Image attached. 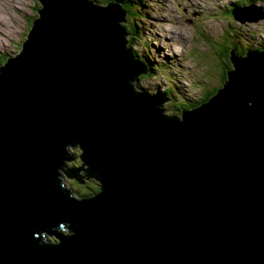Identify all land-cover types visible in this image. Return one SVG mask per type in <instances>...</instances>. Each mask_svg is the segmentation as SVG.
I'll return each mask as SVG.
<instances>
[{
    "label": "water",
    "instance_id": "1",
    "mask_svg": "<svg viewBox=\"0 0 264 264\" xmlns=\"http://www.w3.org/2000/svg\"><path fill=\"white\" fill-rule=\"evenodd\" d=\"M38 1L0 67V264H264V56L231 49L216 95L167 116L119 5ZM68 147L96 194L64 187Z\"/></svg>",
    "mask_w": 264,
    "mask_h": 264
},
{
    "label": "rangeland",
    "instance_id": "2",
    "mask_svg": "<svg viewBox=\"0 0 264 264\" xmlns=\"http://www.w3.org/2000/svg\"><path fill=\"white\" fill-rule=\"evenodd\" d=\"M128 1V8L136 15L127 16L123 24L126 26L134 22L137 34L136 40L130 38V34L126 36L127 45L142 58L144 56L142 61L138 59L146 69L149 61L152 65L155 63V70L142 71L132 81L133 86L138 91L144 90L162 98V90L168 89L169 95L176 94L183 100L175 95L176 105L171 107L169 100L164 98L161 103L164 114L179 116L187 105L195 106L208 93L222 86L223 82L221 79L218 81L216 72L210 74L211 78H207V73L217 66L216 60L219 61L221 56L217 53H224L228 47L233 49L232 39L238 43L241 52L264 49V0L255 4L251 0ZM36 5L40 10L41 5L37 0H0V10L6 17V22L1 23L0 27V66L6 63L8 56L10 58L21 52L23 42L38 15L37 9L33 11ZM237 6H248L244 9L235 8L242 18H246L244 22L239 23L229 12L230 8ZM158 20L161 22L157 23ZM226 35L235 38H225ZM182 43L184 46H180ZM172 50L176 52L175 55ZM229 62L222 61V65L218 66L221 75L225 73V78ZM71 152L76 154L77 162L68 160L64 164L68 166L67 169L79 168L82 166L78 159L79 149L74 147ZM63 169L66 171V168H61L63 185L72 188L78 195L80 184L75 178L69 179ZM48 238L51 242L57 240L55 236L48 235Z\"/></svg>",
    "mask_w": 264,
    "mask_h": 264
},
{
    "label": "trees",
    "instance_id": "3",
    "mask_svg": "<svg viewBox=\"0 0 264 264\" xmlns=\"http://www.w3.org/2000/svg\"><path fill=\"white\" fill-rule=\"evenodd\" d=\"M115 1H117V3L121 6V8L123 9V11L127 14V16H129V17H131V15L134 17L135 15H136V13L134 12V13H131V9L130 8H128V5L126 4V2H128L129 3V1L128 0H115ZM35 4H37V3H35ZM36 9H37V11L39 12V8H38V6L36 5L35 6V8L33 9V11L35 12L36 11ZM229 12H230V10H229ZM31 13H32V11H31ZM128 30H129V32H128V34H130V38L131 37H133L134 39H135V37H136V34H137V26L134 24V22H132V23H130V24H128ZM228 34H229V32H228ZM227 37H229V36H227L226 35V37L225 38H227ZM229 38H235V37H229ZM130 40H132V39H130ZM233 41V44H232V48L234 49V52H235V54L237 55V56H239V57H244L245 56V54H246V52H247V50L246 51H242L241 52V48H240V46L238 45V43L237 42H234V40L232 39L230 42H232ZM229 42V43H230ZM126 49H127V51L128 52H131L130 53V55L132 56V57H134V58H139L141 61H142V59L144 58V56H143V58L141 57V55L139 54V53H137L136 51H133L132 49H131V47H130V45H126ZM230 52H231V48H226V50L224 51V53H217V54H219V55H221V56H219V58H220V60L218 61V59L216 60V64H217V66L216 67H213L212 69H210V71L207 73V74H209V76L207 75V78H211V75L210 74H212V73H214V72H216V74H218L219 75V78H218V81L221 79L222 80V82H223V84L226 82V80H227V76H226V78H225V73H222V75H221V71L219 70V68H218V66H221L222 65V61H226V60H229V57H230ZM1 58V57H0ZM145 59V58H144ZM230 63V62H229ZM153 63L151 62V61H149V67L147 66V69L146 70H148V72H149V70H151V69H154L155 70V63H154V65H152ZM152 66V67H151ZM227 70L229 71L230 70V66H228V68H227ZM227 74V73H226ZM216 76V75H215ZM225 78V79H224ZM223 79H224V81H223ZM223 84H222V86H223ZM221 86V87H222ZM220 87V88H221ZM219 88V89H220ZM219 89H216L213 93L211 92V93H208L207 94V96L205 97V99H202L201 101H200V103H198L197 104V106L198 105H200V104H204V103H206L209 99H211L213 96H215L216 95V93L218 92V90ZM162 96L164 97V98H166V99H168L169 100V105L171 106V107H174L175 105H176V100H175V95L176 94H172V95H169V92H168V89H164V90H162ZM193 106H191V104L189 105V107H188V105H187V107L186 108H192ZM175 111V110H174ZM71 161H73L74 163L75 162H77L75 159H72ZM80 161V160H79ZM81 162V161H80ZM83 165V164H82ZM84 176H88V175H84ZM77 183H79L80 185V187H78V189H79V191L80 192H78V195L80 196V197H85V196H91L92 194L94 195V194H96L97 192H99V184L97 183V182H95V180H93V179H91V178H84V177H82V178H80V180L79 181H76ZM81 182H83V183H81ZM62 230H64L65 228H61Z\"/></svg>",
    "mask_w": 264,
    "mask_h": 264
},
{
    "label": "clouds",
    "instance_id": "4",
    "mask_svg": "<svg viewBox=\"0 0 264 264\" xmlns=\"http://www.w3.org/2000/svg\"><path fill=\"white\" fill-rule=\"evenodd\" d=\"M90 1H92L93 3H94V5H95V7H97L98 9H101V8H106V7H108V6H110V5H113V4H116V5H119L118 3H117V1H115V0H90ZM140 2H141V0H139ZM252 1V0H251ZM37 2L41 5V3L37 0ZM114 2V3H113ZM253 2H255V1H253ZM120 6V5H119ZM254 6V5H253ZM121 7V6H120ZM245 7H248V6H245ZM245 7H240V6H237V7H232V8H230V14L232 15V17H233V14H232V10H234L235 8H237V9H244ZM122 9V8H121ZM257 9H261V8H259V7H257ZM122 11H123V9H122ZM139 12H140V10H139ZM126 17H127V14L123 11V22L124 21H126L127 19H126ZM37 18V17H36ZM36 18H35V20H36ZM128 23L126 24V26L123 24V32L125 33V40H124V48H125V50L127 51V49H126V45H127V39H126V36L128 35V32H129V30H128ZM136 40V39H135ZM25 41V40H24ZM262 51H264V49L262 50ZM262 51H260V50H258V49H256L255 51H248L247 50V52H252V53H259V54H261L262 56H264V52H262ZM246 52V53H247ZM127 53L129 54V56L131 57V58H133L134 59V57H132L131 55H130V53L131 52H128L127 51ZM19 54V53H18ZM16 56V55H15ZM14 57V56H13ZM11 58V57H10ZM134 60H137L138 62H139V64H140V66L142 67V69H143V71H147L146 70V68L144 67V65L142 64V62L138 59V58H135ZM1 67V66H0ZM146 73V72H145ZM144 73V74H145ZM141 91H143V92H146V91H144V90H141ZM141 91H139V92H141ZM148 93V92H147ZM149 95H154V96H156L157 98H159V99H161L162 100V102L164 101V98H162V97H160L159 95H157V94H150V93H148ZM200 105H202V104H200ZM200 105H198L197 106V104H195V106H193L192 108H186V109H182V110H190V109H194V108H197V107H199ZM161 108V107H160ZM164 114V113H163ZM164 115H167V114H164ZM167 116H175V115H167ZM180 116V115H179ZM72 148H74V147H68L67 148V152H68V160H72V159H75V157H77L76 156V154H74V153H72L71 151H72ZM78 149H79V156H78V159L81 161V163L83 164V162H82V160H81V150H80V148L79 147H77ZM64 163H65V161H64ZM62 164V167L63 168H66V171H65V169H63L65 172H66V174H67V167L68 166H66L65 164ZM74 168H77V167H74ZM80 168V170H82V172H80V170H79V172H78V175H77V178L75 179V181H79L80 180V178H82L81 176H80V174H84V173H86V174H88V172H87V170H88V167L85 165V164H83L82 166H80L79 167ZM84 172V173H83ZM90 178H92L93 180H96V179H94L93 177H90ZM65 187V186H64ZM71 191H73L74 192V194H75V196H78V195H76V192L71 188ZM93 195V194H92ZM78 197H80V196H78ZM85 197H88V196H85ZM85 197H80V198H85ZM62 233H65L64 231L62 232ZM55 242H56V240H54ZM45 242L46 243H55V242H51L50 240H49V238H47V239H45Z\"/></svg>",
    "mask_w": 264,
    "mask_h": 264
},
{
    "label": "bare ground",
    "instance_id": "5",
    "mask_svg": "<svg viewBox=\"0 0 264 264\" xmlns=\"http://www.w3.org/2000/svg\"><path fill=\"white\" fill-rule=\"evenodd\" d=\"M252 1H255V2H258L259 0H252ZM254 3V2H253ZM255 4V3H254ZM186 6H188V5H186ZM6 22V17H5V15L2 13V10H0V27H1V23H5ZM159 22H161L160 20H158L157 21V23H159ZM2 26H4V25H2ZM4 28V27H3ZM173 35V34H172ZM176 37V35H174V37L173 38H175ZM219 40V39H218ZM173 41V40H172ZM184 42L187 44V42H186V39H184ZM179 44V43H178ZM2 46H4L3 44H2ZM180 46H184V43H182V45H180ZM1 47V46H0ZM257 47H259V46H257ZM2 48V47H1ZM178 48H179V46H178ZM172 54L173 55H175L176 54V52H174L173 50H172ZM8 59H9V56H8ZM180 100H182L178 95H176ZM183 101V100H182ZM85 175H88V174H86V173H84ZM89 178H90V176H89ZM92 179V178H91ZM63 179L61 178V181H62ZM65 233L64 234H67V231H64ZM60 233H62V232H60ZM48 235H51L50 233H48Z\"/></svg>",
    "mask_w": 264,
    "mask_h": 264
},
{
    "label": "flooded vegetation",
    "instance_id": "6",
    "mask_svg": "<svg viewBox=\"0 0 264 264\" xmlns=\"http://www.w3.org/2000/svg\"><path fill=\"white\" fill-rule=\"evenodd\" d=\"M80 176H81V177H84V178H85V177H86V178H89V176H84V174H82V175L80 174ZM61 178H62V174H61Z\"/></svg>",
    "mask_w": 264,
    "mask_h": 264
}]
</instances>
